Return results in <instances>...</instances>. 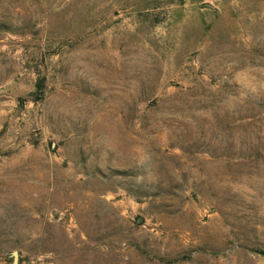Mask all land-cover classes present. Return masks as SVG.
Returning a JSON list of instances; mask_svg holds the SVG:
<instances>
[{"label":"rangeland","instance_id":"obj_1","mask_svg":"<svg viewBox=\"0 0 264 264\" xmlns=\"http://www.w3.org/2000/svg\"><path fill=\"white\" fill-rule=\"evenodd\" d=\"M264 0H0V264H264Z\"/></svg>","mask_w":264,"mask_h":264},{"label":"water","instance_id":"obj_2","mask_svg":"<svg viewBox=\"0 0 264 264\" xmlns=\"http://www.w3.org/2000/svg\"><path fill=\"white\" fill-rule=\"evenodd\" d=\"M11 255H12V259H13V264H15V261H16V252L15 251H12L11 252Z\"/></svg>","mask_w":264,"mask_h":264},{"label":"trees","instance_id":"obj_3","mask_svg":"<svg viewBox=\"0 0 264 264\" xmlns=\"http://www.w3.org/2000/svg\"><path fill=\"white\" fill-rule=\"evenodd\" d=\"M257 253H259V254L264 256V251L259 250V251H257Z\"/></svg>","mask_w":264,"mask_h":264}]
</instances>
